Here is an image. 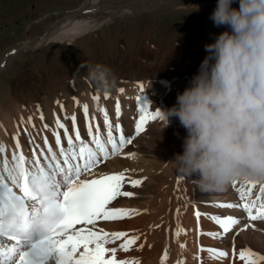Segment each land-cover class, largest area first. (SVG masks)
<instances>
[{
	"label": "snow or ice",
	"instance_id": "snow-or-ice-1",
	"mask_svg": "<svg viewBox=\"0 0 264 264\" xmlns=\"http://www.w3.org/2000/svg\"><path fill=\"white\" fill-rule=\"evenodd\" d=\"M142 88V85L140 86ZM124 92V89H120ZM105 94V99H107ZM75 99V98H74ZM100 100V95L92 97ZM140 105L135 134L139 136L145 125L151 120L161 118V111L157 108L149 111V106L142 96L137 97ZM60 104L59 101H57ZM79 104V101H77ZM61 111L64 105L60 104ZM38 111L39 107L37 108ZM83 115L87 123L86 138L77 127V115L64 113L63 120L71 121L69 127L62 122L60 116L55 117L53 135L58 152L48 146V139L44 137L41 148L35 137L24 126L23 133L27 137L31 155L26 156L20 143V125H31L33 117L29 116L25 122L21 117L17 132L12 139L15 142L10 156L7 146L0 142V264H140L138 258H118V252H129L137 245L139 235H130L126 231L108 232L97 228L99 221H118L138 215L136 209L114 206L113 202L120 197H133V191L125 190L126 185L133 188L141 186L142 179H132L126 176L129 169L121 172L105 173L96 171L99 165L108 159L120 155L126 145L134 143L135 137L126 135L118 122L121 116V103L115 102V119H109L108 111L100 107L103 115L104 132L99 124L89 120V106L82 105ZM55 115V114H54ZM39 119L44 129H49L43 123L44 116L40 112ZM95 117H92V121ZM63 130V141L61 132ZM102 135L106 139L102 140ZM133 158L134 153H128ZM146 179V178H144ZM180 179H183L181 177ZM238 181L232 182V187L239 193L240 203L214 204L218 208H242L249 223L244 224L240 231L249 227L255 228L252 222L264 220V183L247 181L250 186L237 187ZM259 184V189H253ZM186 205L191 203L184 196ZM177 214L180 208L176 209ZM215 222L221 231L198 233L223 239L235 227L241 224V219L231 215L221 217L207 213L195 212L197 223L201 217ZM159 227V226H157ZM184 232L178 228L176 236ZM233 236L231 264L238 260L242 264H264V255L250 248L236 249ZM120 242L117 244V242ZM115 245V246H109ZM180 249L186 248V243H179ZM143 244L138 246L142 249ZM210 258L223 260L229 258L227 250L218 248H203ZM168 259L165 249L161 264ZM194 259L201 260L199 255ZM176 264H184L178 260ZM201 264H203L201 260Z\"/></svg>",
	"mask_w": 264,
	"mask_h": 264
},
{
	"label": "bare ground",
	"instance_id": "bare-ground-1",
	"mask_svg": "<svg viewBox=\"0 0 264 264\" xmlns=\"http://www.w3.org/2000/svg\"><path fill=\"white\" fill-rule=\"evenodd\" d=\"M201 1L203 0H94L90 6L85 7L86 11L83 15L72 10L65 17H60L53 21L41 37L39 45H47L53 41L68 39L74 41L94 29L97 30L115 15L128 16L138 11L166 9L173 6L179 7L190 3L196 4ZM207 1L218 2V0ZM235 1L239 2V0ZM102 45L105 46V44ZM9 59V56L1 57L0 68H3ZM179 84V82H173L172 87H177ZM141 85L142 88L140 87ZM182 86L180 85L179 87ZM156 87L157 84L154 82L139 83L136 86L125 89L123 87H114L113 91L108 94L101 92L98 102L92 99L93 94L90 91L82 93L80 97L75 99L72 94H69L67 107H64L63 112L60 108L62 103L58 104L57 101L49 100L45 103L44 110L40 111L35 106H31V110L26 112L14 104H11L8 108H4L1 105L0 142L7 146V153L10 156L11 150L15 146L12 137L17 132L21 117L26 122L32 114L31 117H33L32 122L36 126L35 129L31 125H20L21 134L19 139L25 155L30 157L31 152L27 137L23 133L24 126L28 127L29 132L32 133L36 143L41 148L46 150L48 146H52L53 151L58 152L53 135L54 122L57 115L69 127L70 134H74L71 133V121L63 120V116L64 113L68 115L75 113L77 115V127L82 133V138H86L87 123L83 115L82 105L88 104L89 120L94 125L99 124L103 133V115L98 109L100 107L105 108L109 113L110 121L116 123L114 116L115 102L119 100L121 103V116L118 122L121 124L124 133L134 136L135 140L132 145H126L120 155L111 157L105 163L99 165L96 171L108 173L129 169L126 176L132 179H142L143 183L136 188L126 185L125 190L133 191L135 195L133 197H120L113 202L114 206L117 207L136 209L139 212L138 215L118 221H101L97 225V228H103L108 232L126 231L130 235L140 236L137 245L133 246L127 253L118 252V258H138L140 264H161L167 248L168 259L164 264H176L178 260H183L184 264H201V260L203 264H231L233 236L236 232H239V235L235 236L237 250L247 247L264 255V220L252 222L255 224V228L249 227L244 231H240L244 224L249 223L247 214L242 208L227 209L213 206L214 204L240 203L236 189L230 186L223 193L204 194L198 190L189 178L179 172L171 162L164 165L168 161L167 159L172 160L175 154L183 152L182 143L187 133H183L182 143L179 142L173 152L166 150L173 137L171 133L173 129L172 120L164 129L163 121L150 120L145 125V130L139 136H136L135 126L139 118L138 111L140 107L137 101L138 96H142L143 100L148 103L149 111L157 108L161 111L166 109L163 101L162 103L160 101L153 104L151 100V91ZM120 89H124V92H120ZM105 94H107V99H105ZM77 101H79V104H77ZM40 112L43 113L45 118L43 123H47L50 126L49 129L43 128V124L39 119ZM92 117H95L94 121H92ZM181 128V130H184L182 126ZM59 131L61 132L62 142L66 143L63 141V130ZM45 136L48 139V146L44 144ZM101 138L104 140L106 136L102 135ZM128 153H134L135 156L128 158ZM181 177L183 179H180ZM243 181L246 180H242L240 184H243ZM184 196H187L191 203L186 205ZM178 207L180 208L179 214L176 212ZM197 210L201 213L218 215L222 218L231 215L240 218L241 224L235 226L223 239H215L203 234L198 235V233L219 232L221 229L215 222L203 216L198 224L195 217ZM178 228L184 230L179 237L176 236ZM180 242L186 243V248L183 251L179 247ZM119 243L118 241L117 244ZM140 244H143L142 249H138ZM201 247L227 250L229 258L223 260L210 258L206 251L199 252ZM196 255H199L201 260L194 259ZM235 264H242V262L236 260Z\"/></svg>",
	"mask_w": 264,
	"mask_h": 264
},
{
	"label": "rangeland",
	"instance_id": "rangeland-1",
	"mask_svg": "<svg viewBox=\"0 0 264 264\" xmlns=\"http://www.w3.org/2000/svg\"><path fill=\"white\" fill-rule=\"evenodd\" d=\"M85 1L0 0V58L16 45H39L53 21L79 9ZM216 5V1L203 0L138 11L131 16H112L97 30L74 41H53L36 51L25 49L0 71V107L14 104L26 112L31 106L44 110L48 100L67 107L69 94L74 98L87 91L93 92V96L100 94L102 91L87 78L86 65L101 63L111 68L115 87L125 89L154 82L157 87L150 95L153 104L163 101L170 108L198 73L207 55L204 46L227 30L226 26L216 27L209 18ZM232 6L238 8L239 2L234 0ZM173 82L183 86L172 87ZM171 120L173 137L166 150L173 152L182 143L186 130H181L178 118ZM167 160L164 165L171 159ZM241 182L238 180L237 187L250 186L247 180Z\"/></svg>",
	"mask_w": 264,
	"mask_h": 264
},
{
	"label": "clouds",
	"instance_id": "clouds-1",
	"mask_svg": "<svg viewBox=\"0 0 264 264\" xmlns=\"http://www.w3.org/2000/svg\"><path fill=\"white\" fill-rule=\"evenodd\" d=\"M233 2L218 0L209 18L227 30L204 46L176 103L160 110L163 129L174 117L187 133L169 162L204 194L223 193L234 180L264 183V0ZM86 67L100 91L115 87L111 68Z\"/></svg>",
	"mask_w": 264,
	"mask_h": 264
},
{
	"label": "water",
	"instance_id": "water-1",
	"mask_svg": "<svg viewBox=\"0 0 264 264\" xmlns=\"http://www.w3.org/2000/svg\"><path fill=\"white\" fill-rule=\"evenodd\" d=\"M92 1H94V0H86L83 4H82V6L79 8V9H77V10H73V11H76L77 13H79L80 15H83V13L86 11V8L85 7H88V6H90L91 4H92ZM68 14V12L64 15V16H62V17H65L66 15ZM132 15H134V14H132ZM121 16H123V17H125V15H121ZM121 16H118V15H115V17H121ZM131 16V15H130ZM43 45V44H42ZM41 44L40 45H36L35 47H32V46H30V45H28V44H20V45H16V46H14L11 50H9L5 55H3V57H6V56H9L10 57V59H9V61H11V59L16 55V54H18L19 52H21V51H23L24 49H32V50H38V49H40V48H42L44 45H46V44H44L43 46H42ZM9 61L7 62V64L9 63ZM7 64L5 65V66H7ZM4 66V67H5ZM3 67V68H4ZM3 68H0L1 70L3 69ZM0 70V71H1Z\"/></svg>",
	"mask_w": 264,
	"mask_h": 264
}]
</instances>
